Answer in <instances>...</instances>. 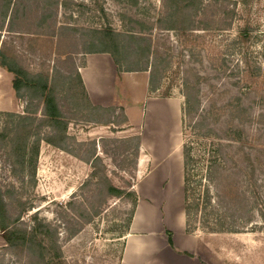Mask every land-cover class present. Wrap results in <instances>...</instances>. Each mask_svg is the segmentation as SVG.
<instances>
[{
  "label": "rangeland",
  "instance_id": "rangeland-1",
  "mask_svg": "<svg viewBox=\"0 0 264 264\" xmlns=\"http://www.w3.org/2000/svg\"><path fill=\"white\" fill-rule=\"evenodd\" d=\"M60 1V6L44 16L37 12V0L27 1L33 5V12L20 14L12 30L8 21L4 23L0 17V49L5 50L19 68L48 78L58 86L57 97L68 123L66 150L41 142L37 154L30 153L27 157V162L30 159L34 162L25 166L14 165L19 159L0 143V190L9 215L13 220L18 219L11 227L30 232L35 220L50 225L56 230L53 242L60 247V252L50 251L49 242L46 253L36 247V252L30 254L28 246L21 242L11 247L0 229V264H48L58 254L57 261L61 264H121L135 198L112 197L109 186L134 192L137 199L153 191L147 190L144 176L136 177V142L131 138L141 139L147 160H157L170 151L173 167L176 161L179 163L176 166H182V147L186 140L182 127V79L189 69L211 72L214 62L221 63L226 45L236 39L246 24L252 27L249 50L255 61L251 69L260 70L255 73L259 75L253 84L254 91L259 92L255 96H260L262 90L264 94V0H248V8H244V0H226L225 7L229 10L237 4V16L227 32L215 30L224 0H203L211 9H200L205 16L198 19L200 24L194 34L154 29L150 34L154 45H158L162 55L173 57L167 73H161L158 91L149 89L150 75L143 73L148 85L141 102L133 106L127 91L120 85L122 100L119 106L110 107L108 113L93 109L102 106L90 102L77 76L86 59L102 56L89 54L95 50L92 47L97 41L95 33L139 32V27L132 23L138 19L152 27L164 12L163 0ZM206 26L209 29L203 31ZM138 73H129L127 78L134 79L137 75L133 74ZM14 80L13 74L0 67V127L5 118L2 114L6 113L43 121L42 107L36 101L21 98L13 88ZM66 83H71L75 90L71 92ZM143 89L145 91V86ZM260 113L256 108V144H264V138L259 140ZM170 119L173 120L171 125L165 123ZM44 125L41 133L46 136L50 130L46 127L48 124ZM97 158L100 161L95 164ZM151 164L153 162L147 164L146 174ZM171 167L169 165V171L155 179V192L151 194L156 201L166 199V212L170 208L172 214L179 215L181 195ZM167 176L171 177L170 181ZM163 180L169 181L164 189ZM260 208L264 211V202ZM247 227L246 232L236 236H214L200 230L196 235L208 243V256L212 255V248L220 244L225 257L236 259V264H264V222L256 216Z\"/></svg>",
  "mask_w": 264,
  "mask_h": 264
},
{
  "label": "trees",
  "instance_id": "trees-1",
  "mask_svg": "<svg viewBox=\"0 0 264 264\" xmlns=\"http://www.w3.org/2000/svg\"><path fill=\"white\" fill-rule=\"evenodd\" d=\"M27 1L30 0H0V17L4 23L8 21L11 30L20 14L33 12V5ZM37 2V12L43 16L61 5L60 0ZM227 2H222L224 7L216 31H230L231 22L237 16V4L229 10L225 7ZM163 4L164 12L152 27L138 19L132 23L139 27V32L106 30L95 33L97 41L92 43L95 50L89 54L109 55L119 72L149 73V89L157 92L161 73H167L173 57L162 55L150 34L154 29L194 34L200 24L198 19L205 16L200 9H211V6L204 5L203 0H163ZM242 4L244 8L249 6L248 0ZM208 29L206 26L203 31ZM251 36L252 27L246 24L236 39L226 45L228 48L226 53H221V63L214 62L211 72L207 70L206 74L189 69L182 79V127L186 136L182 147L183 189L188 234H196L199 230L212 235L240 234L248 230L247 225L251 226L256 216L264 222V211L260 208L264 202V144H256L254 135L257 108L261 110L259 140L264 138V94L262 90L260 96H255L259 94L253 87L259 78L255 73L260 70L253 72L251 69L255 61L249 50ZM0 67L15 76L13 88L21 98L38 102L44 117L39 121L31 116L2 114L5 118L0 127V143L19 159L14 165L20 163L25 166L34 162L33 159L27 162V157L30 153L37 154L41 142L66 150L68 123L57 97L58 86L50 83L48 78L34 76L19 68L3 49H0ZM77 76L81 80L79 73ZM80 82L84 88L82 80ZM66 84L71 92L75 90L71 83ZM93 109L107 113L111 110ZM44 124H48L46 127L50 130L46 136L41 133ZM131 141L136 142L138 159L141 139L132 137ZM98 161L99 158L95 159V164ZM135 167L137 170V163ZM108 192L115 198L134 197V216L138 203L134 192L128 193L113 185L109 186ZM16 222L18 219L13 220L9 215L7 202L0 190V229L7 244L15 247L21 242L32 254L36 247L46 253L49 242L50 251L60 252V247L53 242L56 230L50 225L35 220L34 229L27 232L11 227ZM42 229L46 230L40 231ZM59 255L51 258L48 264H61L57 261Z\"/></svg>",
  "mask_w": 264,
  "mask_h": 264
},
{
  "label": "crops",
  "instance_id": "crops-1",
  "mask_svg": "<svg viewBox=\"0 0 264 264\" xmlns=\"http://www.w3.org/2000/svg\"><path fill=\"white\" fill-rule=\"evenodd\" d=\"M101 55L86 59L85 65L79 68V75L90 102L94 106L105 108L119 106L123 95L120 94L118 88L123 85L133 106L139 104L143 95L147 93L148 79H146L145 74H133L137 77L128 79L129 73L122 72L121 74L118 72L109 55ZM144 86L145 91L142 90ZM101 88L107 90H101ZM113 89H116L115 93ZM148 161L144 155V144L141 143L137 161V179L144 176V184L147 190H153L154 193L155 179L169 171L167 169L169 165H172L171 170L174 172L179 186L177 189L181 195V212L179 215L176 213L174 215L170 212L169 207H167L169 211L166 212V199L156 201L151 194L152 192L143 198L139 196L135 214L125 237L121 264H236L238 262L236 259L225 257L220 244L214 248L211 247L212 255L209 253L211 256H208V243L198 239L196 234H187L183 207V158L182 166H176L179 164L176 161L175 168L170 151L165 152L157 160L153 158V161H149V163ZM150 162H153V165L151 164V168L146 174L147 164ZM167 179L170 181L171 177L167 176ZM169 181L163 180V189ZM224 235L236 236L241 234H214V236Z\"/></svg>",
  "mask_w": 264,
  "mask_h": 264
},
{
  "label": "bare ground",
  "instance_id": "bare-ground-1",
  "mask_svg": "<svg viewBox=\"0 0 264 264\" xmlns=\"http://www.w3.org/2000/svg\"><path fill=\"white\" fill-rule=\"evenodd\" d=\"M170 115H171V113H170ZM174 115H175V113H174ZM165 123H167V124H169V125H171L172 123H173V120H168V121H166ZM174 125V124H173ZM160 144V143H159ZM140 213V212H139Z\"/></svg>",
  "mask_w": 264,
  "mask_h": 264
}]
</instances>
